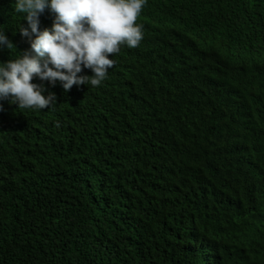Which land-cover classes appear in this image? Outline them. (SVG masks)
<instances>
[{"label": "trees", "instance_id": "16d2710c", "mask_svg": "<svg viewBox=\"0 0 264 264\" xmlns=\"http://www.w3.org/2000/svg\"><path fill=\"white\" fill-rule=\"evenodd\" d=\"M21 23L0 0V62ZM135 23L100 85L0 101V264H264V0H146Z\"/></svg>", "mask_w": 264, "mask_h": 264}, {"label": "clouds", "instance_id": "9594fccd", "mask_svg": "<svg viewBox=\"0 0 264 264\" xmlns=\"http://www.w3.org/2000/svg\"><path fill=\"white\" fill-rule=\"evenodd\" d=\"M146 0H14L23 14L18 31L28 48L14 59L0 62V101L18 108L43 109L56 103L55 93L45 95L43 83L100 85L114 61L109 58L121 44L135 47L142 39V24L135 23ZM52 14L50 27L41 28L40 15ZM13 42L0 28V50ZM90 69L91 75L83 74Z\"/></svg>", "mask_w": 264, "mask_h": 264}]
</instances>
